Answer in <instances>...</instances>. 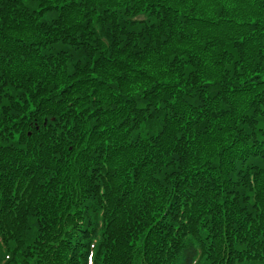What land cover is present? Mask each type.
I'll list each match as a JSON object with an SVG mask.
<instances>
[{
    "label": "trees",
    "instance_id": "trees-1",
    "mask_svg": "<svg viewBox=\"0 0 264 264\" xmlns=\"http://www.w3.org/2000/svg\"><path fill=\"white\" fill-rule=\"evenodd\" d=\"M0 264H264V0H0Z\"/></svg>",
    "mask_w": 264,
    "mask_h": 264
}]
</instances>
